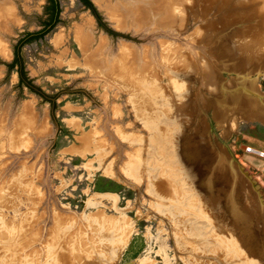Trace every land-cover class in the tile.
<instances>
[{
  "label": "rangeland",
  "instance_id": "obj_1",
  "mask_svg": "<svg viewBox=\"0 0 264 264\" xmlns=\"http://www.w3.org/2000/svg\"><path fill=\"white\" fill-rule=\"evenodd\" d=\"M89 1L42 96L50 3L0 0V264H264V0Z\"/></svg>",
  "mask_w": 264,
  "mask_h": 264
},
{
  "label": "trees",
  "instance_id": "obj_2",
  "mask_svg": "<svg viewBox=\"0 0 264 264\" xmlns=\"http://www.w3.org/2000/svg\"><path fill=\"white\" fill-rule=\"evenodd\" d=\"M50 3V8L52 11V18L48 24V26L44 27L42 30H39L37 32H27L24 35L26 36L25 38H20L18 39V42L15 44L13 52H14V58L12 59V61L10 63L7 64L8 69H12L16 66V70L18 73V79H19V83L21 85H25L29 90L34 91L39 93L40 95L44 96V94L39 91L36 90V88L34 87V84H32L31 80L29 78H27L26 72L23 68V63L20 57V48L21 46L32 40L35 39L39 36L44 35L46 32H48L50 30V28H52L54 26V24L58 21V15H59V6H58V2L57 0H48ZM86 7L90 8L92 11H94V8L92 6V3L89 0H80Z\"/></svg>",
  "mask_w": 264,
  "mask_h": 264
},
{
  "label": "bare ground",
  "instance_id": "obj_3",
  "mask_svg": "<svg viewBox=\"0 0 264 264\" xmlns=\"http://www.w3.org/2000/svg\"><path fill=\"white\" fill-rule=\"evenodd\" d=\"M149 1H151V2L153 1V2L157 3V1H159V0H149ZM168 1H169V0H163V1H161L160 4H158L157 6L160 7V6H162L165 2H168ZM179 1H180V0H179ZM179 1H177V2H179ZM96 2H97L100 6H102L101 0H96ZM183 2L187 4L188 1L185 2V1L183 0ZM190 2H191V0H190ZM180 4H181V3H180ZM194 4H195V3H194ZM180 6H182V5H180ZM104 8H105V5H104ZM160 8H161V7H160ZM183 8H184V6H183ZM3 9H4V8H3V6H2L1 3H0V12H4ZM15 9H16V8H15ZM105 9H106V8H105ZM162 9H164V8H162ZM165 9H166V8H165ZM201 9H202V8H201ZM158 10H160V9H158ZM179 10H180V9H179ZM183 10H184V9H183ZM220 10H221V9H220ZM160 11H162V10H160ZM174 11H176V9H175ZM155 12H156V11H155ZM157 12H158V11H157ZM164 12H165V11H164ZM164 12H163V13H164ZM166 12H167V11H166ZM163 13H162V14H163ZM191 13H192V12H191ZM197 13H198V11H197ZM219 13H221V12H219ZM186 14H187V13H186ZM217 14H218V13H217ZM4 15H6V14H4ZM108 15H109V14H108ZM166 15H168V14H166ZM166 15H165V16H166ZM148 16H149V15H148ZM214 16H215V18H216V15H214ZM1 17H2V16H1ZM7 17H8V16H7ZM10 17H11V16H10ZM15 17H16V16H15ZM169 17H170V16H169ZM169 17H167V18H169ZM172 17H173V16H171V18H172ZM175 17H176V16H175ZM178 17H179V16H178ZM187 17H189L188 14H187ZM187 17H186V18H187ZM159 18H160V17H159ZM164 18H165V17H164ZM186 18H185V20H186ZM249 18H250V17H249ZM161 19H163V18L161 17ZM175 19H176V18H174V19L172 18V20H173L172 22H173V23H174ZM178 19H179V18H178ZM201 19H202V18H201ZM209 19L211 20L210 17H209ZM209 19H208V20H209ZM5 20H7V19H4V21H5ZM151 20H152V19H151ZM180 20H181V19H180ZM180 20H179V21H180ZM185 20H184V21H185ZM187 20H188V18H187ZM194 20H195V19H194ZM176 21H177V20H176ZM176 21H175V22H176ZM227 22H228V21H227ZM6 23H7V22H6ZM183 23H186V22H183ZM3 24L5 25L4 22H3ZM147 24H148V23H147ZM167 24H168V25H171V22H167ZM178 24H179V23H178ZM178 24H177L176 27H178ZM154 25H157V23H155ZM145 26H147V25H145ZM171 26L173 27V25H171ZM179 26H180V25H179ZM3 27H4V26H3ZM6 27H7V26H6ZM164 27H165V26H164ZM169 27H170V26H169ZM181 27H182V26H181ZM200 27H202V25H200ZM166 28H167V26H166ZM155 29H156V28H155ZM174 29H175V28H174ZM180 29H181V28H180ZM171 30H172V29H171ZM175 30H176V29H175ZM175 30H174V31H175ZM7 31H8V30H7ZM85 31H86V30H85ZM176 31H177V30H176ZM79 32H80V31H79ZM88 32H89V31H88ZM81 35H82V33H81ZM87 35H88V34H87ZM82 37H83V36H82ZM248 38H249V37H248ZM60 40H61V39H60ZM103 40H104V39H103ZM1 42H2V41H1ZM104 42H105V40H104ZM121 42H122V41H121ZM255 42H256V41H255ZM82 43H83V42H82ZM2 45H3V44H2ZM256 45H257V44H256ZM99 46H101V44H100ZM199 46H200V45H199ZM0 47H1V46H0ZM1 51H2V50H1ZM3 52H4V51H3ZM107 52H108V51H107ZM3 54H4V53H3ZM170 54H171V53H170ZM194 54H195V53H194ZM194 54H193V55H194ZM149 55H150V54H149ZM149 55H148V56H149ZM171 55H172V54H171ZM149 57H150V56H149ZM101 58H102V57H101ZM101 58H100V59H101ZM104 59H105V58H104ZM153 59H154V58H153ZM101 62L104 63L105 61L102 59ZM194 62H195V61H194ZM142 63H143V62H142ZM142 63H141V64H142ZM105 64H106V63H105ZM136 64H137V63H136ZM101 65H102V64H101ZM142 65H143V64H142ZM155 65H157V64H155ZM196 65H197V64H196ZM135 66H137V65H135ZM101 67H102V66H101ZM105 67L107 68L108 66L105 65ZM157 67H158V66H157ZM99 68H100V67H99ZM155 69H156V68H155ZM157 71H158V70H157ZM152 72H153V70H152ZM189 75H190V74H189ZM191 75H192V74H191ZM187 76H188V75H187ZM187 76H186V78H187ZM230 90H231V89H230ZM198 107H199V106H198ZM240 113H241V112H240ZM249 116H250V117H256L258 120H262V121H264V112H263L262 110H259L258 108H256V106H252V107L249 109ZM240 119H241V118H240ZM242 119H243V118H242ZM235 120H236V119H235ZM254 150L257 151V149H254ZM157 166H158V165H157ZM197 168H198V167H197ZM158 170H159V168H158ZM159 172H160V171H159ZM195 174H197V173H195ZM195 174H194V175H195ZM191 175H193V174H191ZM197 175H198V174H197ZM192 177H193V176H192ZM192 177H191V178H192ZM195 178H197V176H195ZM203 178H204V177H203ZM198 179H199V178H198ZM203 180H204V179H203ZM203 182H205V181H203ZM200 183H201V182H200ZM190 253H191V252H190Z\"/></svg>",
  "mask_w": 264,
  "mask_h": 264
},
{
  "label": "built area",
  "instance_id": "obj_4",
  "mask_svg": "<svg viewBox=\"0 0 264 264\" xmlns=\"http://www.w3.org/2000/svg\"><path fill=\"white\" fill-rule=\"evenodd\" d=\"M247 152H252L260 157H263L264 158V151H261V150H257L255 151L254 149H252L251 147H247L246 149Z\"/></svg>",
  "mask_w": 264,
  "mask_h": 264
}]
</instances>
